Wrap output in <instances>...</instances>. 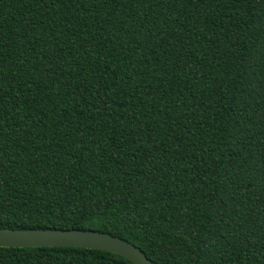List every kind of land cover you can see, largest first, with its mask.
<instances>
[{
  "label": "trees",
  "instance_id": "1",
  "mask_svg": "<svg viewBox=\"0 0 264 264\" xmlns=\"http://www.w3.org/2000/svg\"><path fill=\"white\" fill-rule=\"evenodd\" d=\"M0 228L264 264V0H0ZM0 264L134 263L60 246Z\"/></svg>",
  "mask_w": 264,
  "mask_h": 264
},
{
  "label": "water",
  "instance_id": "2",
  "mask_svg": "<svg viewBox=\"0 0 264 264\" xmlns=\"http://www.w3.org/2000/svg\"><path fill=\"white\" fill-rule=\"evenodd\" d=\"M80 247L98 249L124 257L134 264H156L136 245L110 233L85 229L0 228V247Z\"/></svg>",
  "mask_w": 264,
  "mask_h": 264
}]
</instances>
